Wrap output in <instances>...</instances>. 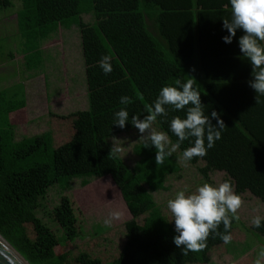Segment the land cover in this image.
<instances>
[{
	"label": "trees",
	"instance_id": "obj_1",
	"mask_svg": "<svg viewBox=\"0 0 264 264\" xmlns=\"http://www.w3.org/2000/svg\"><path fill=\"white\" fill-rule=\"evenodd\" d=\"M18 1L17 51L26 72L33 74L44 68L41 44L51 33L59 27L77 28L86 106L63 113L49 107L44 130L17 136L9 114L25 107L24 91L19 97L15 85L0 88V235L29 264H212V252L229 253V243L244 242L243 236H235V219L228 229L231 240L227 244L212 232L200 251L185 254L173 244L170 213L166 204L157 203L153 192L166 191L168 178L180 176V153L190 146L189 141L181 143L162 164H156L154 147L144 148L140 139L132 145L135 160L131 166L110 152L109 141L136 129L130 123L131 117L144 118L161 86L191 78L200 92L205 114L216 111L225 128L203 157H193L187 163L204 162L198 167L204 183L212 184L209 172L222 170L236 194L241 196L248 190L264 202V148L253 144V119L246 116L251 115L250 107L244 112L239 98L229 102L221 95L223 90L231 93L226 87L234 84L231 81L201 83L191 77L192 70L185 66L195 56L201 60L207 53L203 19H214L216 31L226 33L221 19L231 12L227 0ZM12 6L13 0H0V10ZM175 15L183 19V24L172 29L167 21ZM172 30L176 36L171 35ZM222 54L218 52L216 56H225ZM105 55L110 57L112 66L107 75L97 63ZM6 56L12 58L13 51ZM231 56L220 59L236 58ZM201 65L207 80L222 78L209 74L204 60ZM122 95L132 100L127 106L129 121L123 129L112 125L113 113L123 107L119 104ZM173 116L183 117V111L169 110L166 118H157L151 125L166 132L170 143L176 142V137L168 132L167 121ZM215 123L213 119L212 124ZM146 138L143 142L150 145ZM255 153L259 155L256 158ZM259 159L262 162L257 164ZM103 176H109L119 190L130 218L117 230V237L115 233L97 234L82 247L56 254L54 247L59 238L36 216V209L54 187L63 193L74 179L85 186ZM47 214L62 229L64 240L72 241L82 235V216L68 194H59ZM249 228L264 235V221L260 228L252 224ZM223 231L221 224L217 233ZM253 255L252 250L237 257L231 254L236 259L232 264H250Z\"/></svg>",
	"mask_w": 264,
	"mask_h": 264
},
{
	"label": "rangeland",
	"instance_id": "obj_2",
	"mask_svg": "<svg viewBox=\"0 0 264 264\" xmlns=\"http://www.w3.org/2000/svg\"><path fill=\"white\" fill-rule=\"evenodd\" d=\"M19 6L18 0H13V6L0 10V88L15 85L16 94L26 92L27 104L24 108L9 114L10 122L16 125V135L40 132L47 127L46 114L49 107L55 111L66 112L85 108V83L82 66V56L79 50V36L75 26L70 29L59 27L44 40L41 48L44 53V68L31 74L26 72L22 64L21 53L18 52V35L15 26V12ZM84 17V16H83ZM88 19V18H87ZM13 51L12 58L6 54ZM80 55V56H79ZM153 126L141 134L137 129L119 134L114 138L121 147L119 154L131 166L135 160L132 145L142 137L146 138ZM112 145V138L109 140ZM182 170L180 176L169 177L166 191L153 192L157 203L165 205L173 198L178 190H187L204 183L196 165L180 159ZM211 183L216 184L224 179L223 173L212 172L209 176ZM59 194L72 197L82 216V235L72 241L64 240L60 226L49 219L47 212L57 203ZM241 206L237 210L238 219L235 222L236 237L245 238L242 243L228 244L229 253L215 251L211 254L212 264H232L236 261L231 256H240L248 250L254 251L250 264H255L257 253L264 247V235H259L249 227L254 216L264 217V203L253 199L249 194L240 196ZM261 202V203H260ZM119 212V217L110 213ZM36 216L47 223L59 238L54 252L82 247L93 241L97 234L115 233L123 222L130 218V213L120 195L119 190L109 176L92 179L87 185H80L78 179L71 181L69 190L59 192L56 187L50 189L45 201L36 209ZM107 221V222H106Z\"/></svg>",
	"mask_w": 264,
	"mask_h": 264
},
{
	"label": "clouds",
	"instance_id": "obj_3",
	"mask_svg": "<svg viewBox=\"0 0 264 264\" xmlns=\"http://www.w3.org/2000/svg\"><path fill=\"white\" fill-rule=\"evenodd\" d=\"M227 2L231 12L227 18L221 19V28L227 32L221 39L226 44L231 43L237 31L241 33L237 38L239 52L251 67L250 79L246 83L255 94V102L259 103V98L264 96V0ZM97 63L104 74L111 73L109 56H102ZM131 103L129 96L119 97V104L123 107L113 113L112 125L124 128L126 121H129L127 106ZM169 110L183 111V117L173 116L167 121L168 132L176 137V142L170 143L168 134L156 129L151 130L146 138L150 145L141 138L144 148L154 147L156 164H162L186 140L190 146L183 149L179 158L187 162L193 157H203L214 142L220 139L225 128L221 115L216 111L205 114L200 92L193 86L191 78L186 81L176 79L173 84L161 86L155 99L147 106L144 118L138 119L133 115L130 123L143 134L157 118H166ZM213 119L216 120L215 124H212ZM118 141L112 138L110 152L113 155L121 153V147L116 143ZM240 206L241 198L235 193L230 179L216 184L205 182L191 192L183 189L176 191L174 197L166 203L170 222L174 225L173 244L185 254L188 251H200L205 247L210 232L218 234L223 243H229L231 234L228 229L231 221L238 219L236 213ZM119 215V212L110 213L112 217ZM262 221L264 217L254 216L251 223L254 228H260ZM221 224L224 231L217 233ZM255 264H264V247L258 251Z\"/></svg>",
	"mask_w": 264,
	"mask_h": 264
},
{
	"label": "crops",
	"instance_id": "obj_4",
	"mask_svg": "<svg viewBox=\"0 0 264 264\" xmlns=\"http://www.w3.org/2000/svg\"><path fill=\"white\" fill-rule=\"evenodd\" d=\"M208 19L202 20L203 28L205 29L207 36L205 37L206 40V47L205 51H207L206 55H203L202 59L199 58L196 59V56L194 59L185 64V66L190 68L193 72L192 78H194L196 81H199L201 83H205L206 81H223L224 83H227L225 81H231V83H234L232 85H226V87L229 88L231 93L226 92L225 90L222 91V96L229 102H234L233 100H236V97L239 98L241 101L239 104L245 108L244 112L248 107H250L251 115H246L248 119H253V144L255 147L260 149L261 147L264 148V96L259 98V103L255 102L254 99V92L250 87L247 85V81L250 79V72L251 67L249 63L242 59V56L239 52L238 44H237V38L241 33L238 31L236 33V37H233V40L231 43H224L221 39L222 36L227 35L226 33H219L215 29V20L211 19L209 17H206ZM183 19H180L177 17V15L172 16L170 19H168V24H170L173 28L181 27V24H183ZM185 22V21H184ZM187 22V20H186ZM175 33V36L177 35V32L171 31V35ZM186 40H188L187 35L184 36ZM19 42V41H18ZM222 52L225 56H216V53ZM239 53V54H238ZM226 55H233L231 57H236L234 59H220L221 57H226ZM204 60V64L206 63V69L208 73L216 76H221L220 79H214V80H207L204 77V71L201 70V61ZM228 77V78H227ZM241 83H244L241 85ZM25 94V103L27 104L26 100V92ZM26 106V105H25ZM261 145V147H260ZM256 151V150H253ZM257 152V151H256ZM259 156L257 153H255V158ZM260 161L262 162V159H259V162L257 164H260ZM202 162V161H199ZM204 162H202V165ZM255 164V165H257ZM253 165V167L255 166ZM254 171V170H253ZM217 172V173H223L224 179L229 178V176L222 170H213L209 172ZM210 179V178H209ZM223 179V180H224ZM264 180V178H263ZM211 181V180H210ZM243 194H249L253 196L254 200L262 201L255 195H252L248 190L243 192ZM261 203V202H260ZM264 203V202H263Z\"/></svg>",
	"mask_w": 264,
	"mask_h": 264
},
{
	"label": "water",
	"instance_id": "obj_5",
	"mask_svg": "<svg viewBox=\"0 0 264 264\" xmlns=\"http://www.w3.org/2000/svg\"><path fill=\"white\" fill-rule=\"evenodd\" d=\"M0 264L29 263L0 235Z\"/></svg>",
	"mask_w": 264,
	"mask_h": 264
}]
</instances>
